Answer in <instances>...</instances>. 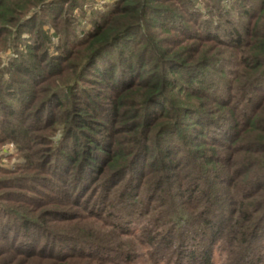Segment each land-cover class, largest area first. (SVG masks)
<instances>
[{
    "label": "trees",
    "instance_id": "trees-1",
    "mask_svg": "<svg viewBox=\"0 0 264 264\" xmlns=\"http://www.w3.org/2000/svg\"><path fill=\"white\" fill-rule=\"evenodd\" d=\"M94 2L0 0V264H264V0Z\"/></svg>",
    "mask_w": 264,
    "mask_h": 264
},
{
    "label": "rangeland",
    "instance_id": "rangeland-1",
    "mask_svg": "<svg viewBox=\"0 0 264 264\" xmlns=\"http://www.w3.org/2000/svg\"><path fill=\"white\" fill-rule=\"evenodd\" d=\"M114 1L115 0H95L93 4L84 6L86 10V20L84 21L87 22L90 16L92 17V12H96L97 14H99L108 11L113 6ZM90 26H88V24H82L80 29L84 27L86 28L85 30H88L91 29ZM0 56L5 58L4 54H0ZM16 153V147H14L12 144L7 143L6 145H4L0 150V165H3L4 167H7L9 169H13L14 165L20 162L19 160H16L14 158L16 156ZM9 156L14 157L11 158ZM214 262L215 264H221L219 255L217 253H215Z\"/></svg>",
    "mask_w": 264,
    "mask_h": 264
}]
</instances>
